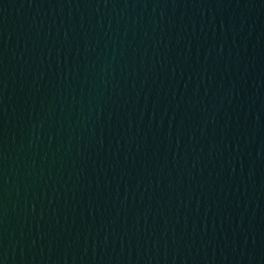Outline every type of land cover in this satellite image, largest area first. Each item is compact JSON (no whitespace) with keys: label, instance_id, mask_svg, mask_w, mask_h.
I'll return each instance as SVG.
<instances>
[{"label":"water","instance_id":"95a60500","mask_svg":"<svg viewBox=\"0 0 264 264\" xmlns=\"http://www.w3.org/2000/svg\"><path fill=\"white\" fill-rule=\"evenodd\" d=\"M0 264H264V0H0Z\"/></svg>","mask_w":264,"mask_h":264}]
</instances>
